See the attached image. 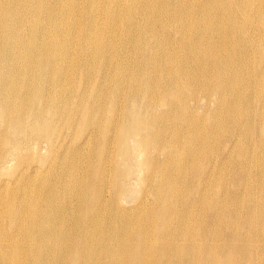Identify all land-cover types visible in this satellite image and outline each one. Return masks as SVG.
Masks as SVG:
<instances>
[{
    "label": "bare ground",
    "instance_id": "obj_1",
    "mask_svg": "<svg viewBox=\"0 0 264 264\" xmlns=\"http://www.w3.org/2000/svg\"><path fill=\"white\" fill-rule=\"evenodd\" d=\"M0 264H264V0H0Z\"/></svg>",
    "mask_w": 264,
    "mask_h": 264
}]
</instances>
